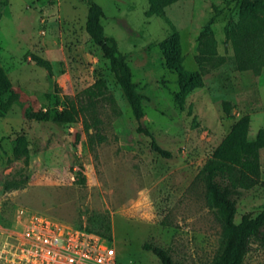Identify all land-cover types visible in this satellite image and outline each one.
<instances>
[{"label": "rangeland", "instance_id": "rangeland-1", "mask_svg": "<svg viewBox=\"0 0 264 264\" xmlns=\"http://www.w3.org/2000/svg\"><path fill=\"white\" fill-rule=\"evenodd\" d=\"M5 1L0 68L32 110L54 114L71 101L87 105L83 93L99 80L108 91L67 125L29 119L11 92L0 93V225L19 231L35 214L92 229L109 220L122 264H163L144 250L146 243L169 249L184 264H212L225 244V224L210 204L201 171L244 115L251 117L250 141L264 130V69L260 75L236 71L234 47L226 39L243 0H181L163 15L151 12L150 0H93L142 95L144 127L172 153L170 159L138 132L141 121L86 32L87 0H0V7ZM210 24L217 55L201 68L198 38ZM174 31L184 69L202 72L203 86L182 99L178 75L162 51ZM34 56L48 60L52 72ZM84 120L105 138L96 137L93 150ZM261 165L260 184L238 201L237 223L264 208V150ZM243 264H264L259 240H252Z\"/></svg>", "mask_w": 264, "mask_h": 264}, {"label": "trees", "instance_id": "trees-1", "mask_svg": "<svg viewBox=\"0 0 264 264\" xmlns=\"http://www.w3.org/2000/svg\"><path fill=\"white\" fill-rule=\"evenodd\" d=\"M179 1L181 0H150V10L152 13L163 15L167 7ZM87 2L90 9L87 16L86 32L109 61L111 73L120 86L133 115L141 120L144 118L143 98L132 81L131 70L126 64L123 54L119 52L116 40L105 34L102 25L104 17L102 7L93 0H87ZM6 5L7 1L3 2L0 7V19L3 7ZM263 14L264 4L260 0H243L239 21L231 23L227 28L226 39L234 47V68L236 71H251L255 75H260L264 69V24L260 23ZM217 48L218 43L211 24L207 25L198 38L197 64L203 68L206 64L211 63L217 55ZM162 51L169 66L178 75L181 88L179 98L182 99L195 88L203 86L202 72H188L183 67L180 37L177 32L174 31L164 41ZM33 60L49 73L52 72V64L48 60L38 56H34ZM107 91L105 81L99 80L83 93L89 100L87 105L77 106L71 101L69 106L54 114L49 111H34L12 87L0 68V93L11 92L22 104L25 116L38 122L74 124L81 115H85L96 105L97 100L106 98ZM224 111L226 114H230V103L224 104ZM250 125V115L241 117L201 171L210 204L221 213L225 224V244L221 254L212 264H243L245 257L251 251L253 239L259 240L264 246V208L256 217L248 213L241 217L240 222H236L238 201L246 192L261 182V150H264V130L259 131L254 141H250L248 139ZM91 130L92 126L84 120V131L89 147L93 150L95 138L98 137L99 142H103L105 138L95 135ZM138 132L151 138L152 148L157 154L167 159L172 158V153L160 147L154 135L141 123ZM79 137L78 135V139ZM81 181L85 183L84 176ZM78 227L112 240V226L109 220H103L96 229L87 225ZM144 250L156 254L163 264H184L175 260L169 249L146 243Z\"/></svg>", "mask_w": 264, "mask_h": 264}, {"label": "built area", "instance_id": "built-area-1", "mask_svg": "<svg viewBox=\"0 0 264 264\" xmlns=\"http://www.w3.org/2000/svg\"><path fill=\"white\" fill-rule=\"evenodd\" d=\"M0 237V264H122L113 240L46 215Z\"/></svg>", "mask_w": 264, "mask_h": 264}, {"label": "water", "instance_id": "water-1", "mask_svg": "<svg viewBox=\"0 0 264 264\" xmlns=\"http://www.w3.org/2000/svg\"><path fill=\"white\" fill-rule=\"evenodd\" d=\"M141 124L144 126V118H141Z\"/></svg>", "mask_w": 264, "mask_h": 264}]
</instances>
